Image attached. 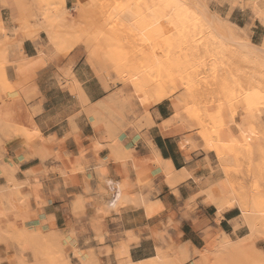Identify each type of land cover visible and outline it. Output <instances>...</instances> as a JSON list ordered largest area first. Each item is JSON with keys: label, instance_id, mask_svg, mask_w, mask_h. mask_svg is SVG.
Returning a JSON list of instances; mask_svg holds the SVG:
<instances>
[{"label": "crops", "instance_id": "0c3cea01", "mask_svg": "<svg viewBox=\"0 0 264 264\" xmlns=\"http://www.w3.org/2000/svg\"><path fill=\"white\" fill-rule=\"evenodd\" d=\"M76 2L65 0L72 19ZM0 13L9 31L0 36V106L11 112L6 123L28 130L21 136L0 131L1 139L9 137L0 146V193L13 187L21 210L18 219L6 214L10 205L0 194V235L8 229L74 235L82 264H207L197 252L215 243L206 244L205 233L233 241L247 236L245 226L234 228L239 208L218 221L217 208L205 203V182L210 174L224 179L222 169L215 172L210 154L185 145L194 134L187 119L174 118L170 97L142 113L136 127L126 128L136 122L132 117L117 120L125 124L111 140L94 125L98 114L88 112L109 103L115 89L103 85L83 47L63 53L45 32L38 38L12 33L18 18L1 6ZM7 249L12 246L0 245Z\"/></svg>", "mask_w": 264, "mask_h": 264}, {"label": "rangeland", "instance_id": "374dc122", "mask_svg": "<svg viewBox=\"0 0 264 264\" xmlns=\"http://www.w3.org/2000/svg\"><path fill=\"white\" fill-rule=\"evenodd\" d=\"M174 1L176 5H161V0H77L76 19L65 10V0H0V6L18 18L12 33L38 38L45 32L63 53L78 44L83 47L103 85L115 89L109 103L88 112L98 114L101 121L94 125L109 139L121 130L117 127L123 122L117 120L132 117L136 122L126 128L136 127L144 119L139 116L149 115L155 106L156 96L169 93L166 101H173L175 111L188 120L187 131L194 134L185 145L210 154L215 172L218 165L222 169L224 179L210 174L206 180L205 203L217 210L222 205V212L239 208V203L247 207V223L242 211L234 222L235 229L246 227V237L226 245L221 234L205 233V243H215L207 250L220 251L219 256L211 254V260L264 264V20L255 17L252 0H207L220 20L213 26L195 0ZM7 33L0 13V36ZM249 43L260 49H251ZM10 118L11 112L0 106V123ZM1 126L3 133L28 132L13 123ZM3 140L9 137L0 138V146ZM102 192L107 194L104 187ZM14 204L18 219L21 210ZM69 241L60 233L8 229L0 235V245L12 250H0V264H28V253L33 254L28 259L32 264H82ZM207 250L197 253L205 258Z\"/></svg>", "mask_w": 264, "mask_h": 264}, {"label": "bare ground", "instance_id": "6f19581e", "mask_svg": "<svg viewBox=\"0 0 264 264\" xmlns=\"http://www.w3.org/2000/svg\"><path fill=\"white\" fill-rule=\"evenodd\" d=\"M181 1V0H180ZM197 3H198V5L200 6V8H201V11H202V14H203V17L205 18V21L209 24V25H211V26H213V25H216L218 22H220V20L217 18V16L215 15V13L208 7V5L206 4V2H207V0H195ZM182 2V1H181ZM181 2H180V5H181ZM252 5L251 6H253L252 7V11H253V13H254V15H255V17H257V18H259V19H262V20H264V0H252ZM179 4V3H178ZM177 4V5H178ZM161 5H176V2L174 1V0H161ZM179 6V5H178ZM175 7V6H174ZM175 9V8H174ZM253 15V16H254ZM248 47H250L251 49H253V50H258V49H260V47L259 46H257V45H255V44H252V43H249L248 44ZM135 79H138V78H136V77H134ZM169 96V93H165V94H162L161 96H156V99H155V105L156 104H159L160 102H162L164 99H166L167 97ZM129 99H131V96H129ZM174 118L175 119H178V120H180L181 119V116H180V113L179 112H175V114H174ZM168 124V128H172V127H174V130H177L178 128L175 126V124H170V122H168L167 123ZM163 129V128H162ZM169 130H171V129H169ZM172 131H173V129H172ZM97 146V145H96ZM97 148H99V146L97 147ZM155 157V156H154ZM157 158H159V157H157ZM157 160V162H159V163H162L161 162V160L160 159H156ZM166 164V163H165ZM65 165V164H64ZM168 165V164H167ZM162 167V166H161ZM165 174H166V177H167V180L170 182L171 181V179L173 178V174L170 172V170H168V168L165 170ZM189 175V174H188ZM189 177V176H188ZM127 181V180H126ZM126 181H122V183L120 184V185H122L124 182L126 183ZM197 181H199L200 182V180L198 179ZM120 183V182H119ZM118 183V184H119ZM129 183V182H128ZM124 185V184H123ZM122 185V186H123ZM126 187V186H125ZM129 187V189L131 188L130 186H128ZM124 189H126V188H124ZM126 191H128L127 189H126ZM123 192V191H122ZM128 192H130V191H128ZM127 193V192H126ZM6 200H9V203L12 205L11 207H12V209L10 208V214H15L16 213V211L14 210V209H16L17 208V206L14 204L15 202H14V197H13V193L9 190V189H6V190H4V191H1V193H0ZM129 194V193H128ZM124 195V194H123ZM129 195H131V197H133L132 196V194H129ZM124 196H126V195H124ZM122 198V197H121ZM125 199V198H124ZM124 199L122 200V201H124ZM132 199V198H131ZM13 202H12V201ZM22 200V199H21ZM25 200H23L21 203H23ZM84 201V200H83ZM119 202V201H118ZM117 202V203H118ZM131 203V202H130ZM134 203V202H133ZM133 203H131V204H133ZM137 203V202H136ZM81 204V203H80ZM119 204H121L120 202H119ZM119 204H118V206H119ZM125 204H126V202H125ZM83 205H84V203H83ZM82 205V206H83ZM16 208H15V207ZM81 206V205H80ZM114 206V205H113ZM112 206V207H113ZM127 206H128V204H127ZM112 207H111V209H112ZM238 207H239V209H241V211H242V216L244 217V220H245V223H247V213L248 212H246L247 211V207L246 206H244V205H242V204H238ZM114 208V207H113ZM116 208V207H115ZM120 208V207H119ZM121 208H124V207H121ZM146 208V207H145ZM116 210V209H115ZM119 211H121L120 209H119ZM223 210H222V205H218V212H217V215H218V221H220V219L222 218V214H223V212H222ZM122 212V211H121ZM8 213V212H7ZM8 213V214H9ZM120 213V212H119ZM146 213H148V212H146ZM259 215L260 216H263V213H259ZM221 233V232H220ZM224 236V241H223V243L224 244H226V245H231V244H233V243H235V242H237V241H233L227 234H223ZM69 240L73 243V244H75V236L74 235H72V236H70L69 237ZM241 240V239H240ZM69 241V242H70ZM72 243H70V244H72ZM206 253H208V254H206L207 256L205 257V258H203V259H205V261H206V263L207 264H212V263H214V264H216L214 261H212L211 260V254L212 255H214V256H219L220 255V251H217L216 253L214 252V251H212V250H207L206 251ZM75 255H79L78 254V252L77 251H75ZM215 258V257H214ZM216 259V258H215ZM157 260V259H156ZM153 262V261H152Z\"/></svg>", "mask_w": 264, "mask_h": 264}]
</instances>
